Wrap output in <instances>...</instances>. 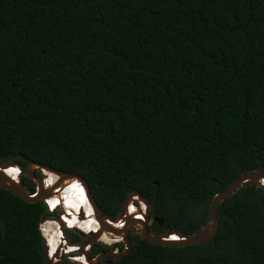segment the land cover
Instances as JSON below:
<instances>
[{
  "label": "trees",
  "instance_id": "obj_1",
  "mask_svg": "<svg viewBox=\"0 0 264 264\" xmlns=\"http://www.w3.org/2000/svg\"><path fill=\"white\" fill-rule=\"evenodd\" d=\"M7 161L79 176L109 218L137 192L162 220L148 231L199 229L214 194L264 170V0H0ZM66 212L71 226L78 213ZM215 212L203 242L128 232L127 253L96 264H264V188L238 186ZM49 214L0 188V264H47L38 221ZM47 222L55 250L59 225ZM109 248L94 242L87 258Z\"/></svg>",
  "mask_w": 264,
  "mask_h": 264
},
{
  "label": "water",
  "instance_id": "obj_2",
  "mask_svg": "<svg viewBox=\"0 0 264 264\" xmlns=\"http://www.w3.org/2000/svg\"><path fill=\"white\" fill-rule=\"evenodd\" d=\"M12 164H14L12 161L0 163V188L9 191L10 193L18 196L22 200L36 201L39 199L47 206L48 203L46 196H48L56 188H60L61 186H63L67 181L75 179L81 184V186H83L85 195L89 201L88 203L91 206L90 208L92 216L98 224V229L96 232H89L87 234L77 228H74L73 230L80 237L88 236L85 239L83 238V240L80 242L79 248L77 249L80 254H83V257L85 260H87L88 264H96L99 260L110 261L112 259H116L125 255L129 248V239L127 236L128 232L140 234V236L149 243H156L162 245L193 244L203 242L210 238L217 228V217L215 212V206L217 204L223 201L225 197L231 195L238 186H245L247 184L256 183L258 186L264 188V183L262 182V179L264 177V170L251 171L242 174L238 176L235 180L230 182L225 187V189L213 195L208 206V222L205 225L201 226L199 229L194 230L189 234L181 233L174 229H169L160 234H155L153 232L148 231L147 223L149 222V220H153L161 225L162 220L157 217L148 218L149 204L137 192L127 193V195L123 198L121 202L120 211L114 218H109L105 215L100 214L97 204L89 194L86 183L79 176L71 173L57 171L49 166L39 164L38 162H29L24 171H22L20 167H18L19 173L17 175V179L13 180L9 178L8 175L4 172V169L7 168L8 165ZM33 170L37 172V175L34 174ZM44 171L51 172L56 177L55 181L47 187L44 186L42 182V176L44 174ZM21 174L26 175L34 183L33 192L28 193L25 188L18 182ZM133 195H136L138 199L142 200L145 203L146 209L142 220L133 218L132 215L127 211L128 205L131 202L135 201ZM59 213H61V211H59ZM44 218L47 219V217L40 216L38 223L42 222ZM119 220L123 221V225L118 228L114 226V223ZM55 221L58 223L59 228L64 236V239L67 242L66 236L62 229V222L59 219H55ZM102 232L107 235H113L110 236L112 238H119L121 243L123 244L122 249L118 250L115 245H112L107 251L99 252L93 258H87V251L83 250V247L86 244L91 245L92 243L96 242L98 239V235H101ZM172 234H175L177 236V240L168 239L169 236ZM67 244L69 243L67 242ZM39 248L42 249L43 259L47 264H57L64 256V253L60 252L59 256L57 254H54L53 257H51L46 249L44 238L41 239ZM56 257L60 258L57 260H53V258Z\"/></svg>",
  "mask_w": 264,
  "mask_h": 264
},
{
  "label": "bare ground",
  "instance_id": "obj_3",
  "mask_svg": "<svg viewBox=\"0 0 264 264\" xmlns=\"http://www.w3.org/2000/svg\"><path fill=\"white\" fill-rule=\"evenodd\" d=\"M16 168L17 167H15L13 165H8V167L4 169V172L8 175L9 178L16 180L17 179V172H18V170ZM43 173L44 174L42 176V179H43L42 182H43V185L47 187L55 181L56 177L51 172L44 171ZM262 182L264 183V177L262 179ZM46 199H47V203L49 205L53 204L54 202L61 204L60 207L63 208L64 211H61V216L58 219L62 222L63 225H65L64 227H71L72 229L77 228L81 231H87V230L88 231H90V230H96L97 231L98 224L92 216V212H91V208H90L91 206L88 203L89 201L85 195L84 188H83V186H81V184L77 180L71 179V180L67 181L63 186H61L60 188H56L48 196H46ZM66 210L73 212V213L74 212L78 213L77 214L78 216L76 215L72 218L71 226H69L67 224V221H64V219L62 218L65 213L67 214ZM47 221H45L43 224V227H44L45 232H46V234H45L46 235V249L48 251V254H50V256L53 257V255H54L53 253H55L56 251H54V242H53L52 237H51V235H52L51 227L48 228L47 225H45V224H48V226H51V224L48 223ZM58 230H59V232L57 233V235H58V237H60L61 231H60L59 227H58ZM101 236L107 240L112 241V242L117 241V238L110 237L113 235H107V234L102 232ZM173 236H176V235L172 234L169 236L168 239L169 240H175V239H171V237H173ZM69 245H71V244H67L65 241L62 242V239H61L60 241H58L56 249H58L60 246L59 252L67 253V248ZM63 249H64V251H62ZM68 251H70V250H68ZM77 257H79V255H76L75 258H77ZM81 260H82V258H81ZM84 262H86L85 259H84Z\"/></svg>",
  "mask_w": 264,
  "mask_h": 264
},
{
  "label": "clouds",
  "instance_id": "obj_4",
  "mask_svg": "<svg viewBox=\"0 0 264 264\" xmlns=\"http://www.w3.org/2000/svg\"><path fill=\"white\" fill-rule=\"evenodd\" d=\"M16 165V164H15ZM15 167H17L16 169L18 170V172H17V175H18V173H19V169H18V167L19 166H15ZM44 204V203H43ZM45 205V204H44ZM49 206H52L51 208H49ZM45 209H46V211L47 212H49V213H53V211H55L56 210V213L54 212L52 215H56V216H54V218L53 217H50V218H53L54 219V221H55V219H58V218H60V216H61V213H59V211H64V209L63 208H61L60 207V204H58V203H56V204H53V205H49V204H47V206L45 205ZM63 209V210H62ZM78 216V215H77ZM80 216V215H79ZM46 217V216H45ZM38 225H39V223H38ZM65 225H63L62 224V229H63V231L65 230V229H67V228H71V227H64ZM38 229H39V226H38ZM39 232H40V235H41V239L42 238H44V236L41 234V230L39 229ZM95 232H96V230H95ZM64 234H65V232H64ZM63 236V234H62V232H60V237H62ZM66 236V235H65ZM64 237V236H63ZM44 240H45V244H46V239L44 238ZM67 240V239H66ZM64 241H65V239H64ZM66 242V241H65ZM68 242V241H67ZM66 242V243H67ZM69 244H74V243H70V242H68ZM75 245V247H76V249L75 250H77L78 248H79V246H80V244H74ZM118 247V246H117ZM59 250H60V246H59V248L58 249H56L55 248V250L54 251H56L55 253L59 256V254H60V252H59ZM62 251H64V249L62 250ZM54 253V254H55ZM75 253H77V254H80L79 252H76V251H70V252H67V253H64L63 255H66V257H69V258H67V259H69V260H71V261H73V262H76V263H78V264H82L81 263V261L82 260H78L77 258H70V257H74L75 255H77V254H75ZM68 254V255H67ZM56 258H53V260H55Z\"/></svg>",
  "mask_w": 264,
  "mask_h": 264
},
{
  "label": "built area",
  "instance_id": "obj_5",
  "mask_svg": "<svg viewBox=\"0 0 264 264\" xmlns=\"http://www.w3.org/2000/svg\"><path fill=\"white\" fill-rule=\"evenodd\" d=\"M133 198L135 201L131 202L129 205H128V213H130L132 215L133 218H136V219H139V220H142L143 219V216L145 214V209H146V206H145V203L138 199L136 195H133ZM52 206H49V208H51ZM123 225V221L119 220L117 221L116 223H114V226L116 227H121ZM84 233H89V232H95V230H90V231H82ZM62 239V241H64V237H60ZM122 244V243H121ZM78 245V244H77ZM122 247H123V244H122ZM118 249V247H117ZM119 250V249H118ZM76 256L74 257H70V258H75ZM79 257L82 258L83 261H81L82 264H87V262H84V257H83V254H79Z\"/></svg>",
  "mask_w": 264,
  "mask_h": 264
},
{
  "label": "rangeland",
  "instance_id": "obj_6",
  "mask_svg": "<svg viewBox=\"0 0 264 264\" xmlns=\"http://www.w3.org/2000/svg\"><path fill=\"white\" fill-rule=\"evenodd\" d=\"M13 166H16L15 164H12ZM33 172H34V170H33ZM35 173V172H34ZM36 175V174H35ZM120 211V210H119ZM56 213V210L55 211H53V213ZM53 213H51V214H49V215H47L46 217H47V219L46 218H44V220L42 221V222H40L39 223V229L41 230V234L44 236V238L46 239V232H45V229H44V227H43V224H44V222L45 221H47V220H51L50 219V217H53L54 218V216H56L55 214L54 215H52ZM208 222V221H207ZM45 225H47V227L49 228V227H51V226H48V224H45ZM52 225V224H51ZM46 228V227H45ZM65 230H68V232H69V234H71V233H76L72 228H67V229H65ZM65 230H64V232H65ZM102 235V234H101ZM100 234L98 235V239H97V241L96 242H100V243H103V244H106V245H112V244H114V243H116V248H117V245L119 244V242H121L120 241V239L118 238L117 239V241H110V240H107V239H105V238H103L102 236H101ZM86 237H88V236H85V237H80L79 236V240L77 241V242H73L74 244H80V242L83 240V238L85 239ZM105 239V240H104ZM90 249V245H88V244H86L84 247H83V250H85V251H88ZM76 252H78V250H76ZM75 254H77V253H75ZM68 255V254H67ZM60 257H56V260L57 259H59ZM62 258H69V257H66V255H64ZM86 262H87V260H86ZM87 264H88V262H87Z\"/></svg>",
  "mask_w": 264,
  "mask_h": 264
},
{
  "label": "flooded vegetation",
  "instance_id": "obj_7",
  "mask_svg": "<svg viewBox=\"0 0 264 264\" xmlns=\"http://www.w3.org/2000/svg\"><path fill=\"white\" fill-rule=\"evenodd\" d=\"M150 223V220H149V222L147 223V224H149ZM112 245H115L116 246V243H114V244H112ZM112 245H110V246H112ZM118 246V245H117Z\"/></svg>",
  "mask_w": 264,
  "mask_h": 264
}]
</instances>
